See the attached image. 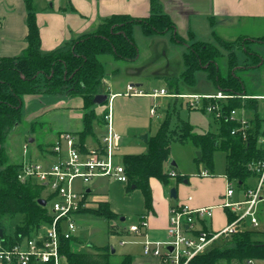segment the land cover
Returning a JSON list of instances; mask_svg holds the SVG:
<instances>
[{"label":"trees","instance_id":"1","mask_svg":"<svg viewBox=\"0 0 264 264\" xmlns=\"http://www.w3.org/2000/svg\"><path fill=\"white\" fill-rule=\"evenodd\" d=\"M25 3L28 10L27 47L17 57L0 58V228L7 245L33 237L42 225L52 220L49 207L39 203L43 198L44 187L36 182L19 180L21 164L12 163L5 149L9 133L23 120V97L38 93L81 97L85 113L84 129L78 133L79 139L83 142L88 136H94L93 121L98 120L96 97L107 93V90H102L106 72L101 57L113 56L117 60L136 61L139 57V47L133 35L136 25L142 27L146 36L172 32L174 42L187 46L183 55L184 69L176 77L177 80L193 87L197 83V74L205 72L217 90L235 95L224 104L226 113L238 107L245 110L249 107L250 98L242 97L245 91L244 82L235 74L237 59L234 52L229 55V73L224 75L217 62L222 56L220 48L209 42L189 43L175 33V24L161 9L159 0H152L151 14L147 17L114 14L103 19L95 31L82 34L73 43L50 52H43L41 49L33 0H25ZM218 40V43L230 46L229 42L220 38ZM246 44L247 40L243 39L241 45L250 52ZM253 59L258 60L254 64L260 62L259 56ZM187 104L189 105L188 102ZM103 115L101 120L104 119ZM212 116L222 123L219 134L194 133L193 126L184 121L179 122L175 128H170L168 116L157 133L148 138L147 153L125 156L123 164L129 177L128 183L142 190L147 208L151 207L152 201L150 178L155 177L165 185L170 182L169 171L165 169V165L169 162L171 143L175 139L186 141L191 138L203 150L200 160H205L210 167L212 154L221 145L227 151L226 176L229 180L236 181L239 187L252 176L253 171L248 164L255 159L264 158V147L256 140L257 133L264 126L261 115L256 112L249 119L252 129L249 130L251 134L246 140L241 134H232V130L238 125L236 121ZM36 123L33 122V130L36 129ZM178 178L182 180L186 176ZM80 213L109 220L116 218L107 202H101L95 208H83ZM252 233L249 229L229 237H221L224 242L218 243L221 239L219 238L207 252L196 256L190 264H221L246 258L264 260V240L254 239ZM79 243L80 239L76 236L62 242L61 251L67 264H133L130 254L117 256L116 251L112 253L110 245L99 247L88 244L94 250L89 252L86 248L79 247Z\"/></svg>","mask_w":264,"mask_h":264},{"label":"rangeland","instance_id":"2","mask_svg":"<svg viewBox=\"0 0 264 264\" xmlns=\"http://www.w3.org/2000/svg\"><path fill=\"white\" fill-rule=\"evenodd\" d=\"M242 40L243 38H239L237 41L229 42L230 46L222 43L218 44L220 51H222V56L217 62L222 74L227 75L229 73L227 54L230 55L233 53L235 47L241 46ZM138 43L140 54L138 59L134 62L117 60L111 56L101 57L107 77L112 82L113 88L111 87V92H113L115 88L121 89L123 87L122 85L125 83L123 81L124 77L131 74L130 71L133 70L136 73L134 75H142V77L146 79L143 80V78H141L140 82L141 87L145 90L150 89V91H152L155 88L160 89L161 87H164L170 93H190L194 91L200 93L209 92L211 94L217 93L216 87L213 86V82L207 78L205 72H200L198 74L197 83L193 87L176 79L181 72L180 70L184 68L183 58L180 55V52L183 50V47L181 46L183 45L179 43L173 45L174 47H172V45H166L167 47L162 50L166 55H161L162 52L159 49L160 47H154L153 55L147 56V43ZM169 55L170 57L173 55V57L170 58ZM257 61V59H254V62ZM115 69H119L120 72L114 71ZM159 73L170 75L164 79L156 76ZM105 89V85L103 84L102 90ZM124 92L112 101L113 126L122 137L121 149L117 152V160L121 163H123L126 155L147 153L149 145L148 142L142 139V136L148 134L149 138L155 135L161 125L168 119V116H170V128H175L179 122L184 121L193 126L194 133L211 132L219 134L222 130V123L215 120L210 113L205 112L201 104L198 106H190L187 104V99L174 96H160L157 98L151 96L130 97ZM38 94L40 95L30 99L27 97V99H23V120L11 130L5 142V149L11 162L14 158H18L21 155L22 144L25 143V141L28 144L29 149L34 153L33 161H37L40 159V150H43L45 147L52 144L56 129L68 125H72V129H76L75 127H80V125H82L79 132L84 129L83 119L81 117L84 113L81 108L82 106L77 108L64 106L70 103L72 100L70 98L72 97L68 98L67 96H56L43 93ZM76 100L79 101L80 98H76L75 102H77ZM61 103H64V105L59 106ZM257 104V107L250 110L249 115H254L258 112L259 115L264 117V98L258 99ZM156 105L158 106L157 111L160 118H152L149 114L150 109ZM54 107L59 108L52 109L40 116L39 120L36 121V129L33 130V122L26 120L28 119V116L30 118V116L36 112H43L47 110V108ZM243 111V108H237L238 115H241ZM70 112H74L73 114L75 116H72ZM101 112L102 109L96 110L98 120L93 121L94 132L98 134L101 133V128L98 127H102L99 126V120H101V116L103 115V112ZM78 115L81 116L79 117ZM77 135L79 139V134ZM30 138H33L34 141L30 142ZM35 155H37L38 158ZM202 156V148L196 145L191 138H188L186 141H181L179 139L173 140L171 143L169 162L165 165V169L169 171L170 182L165 185L159 179H155L156 181L151 183V205L155 200L156 192L157 194H160V191L163 192L166 198L174 203L183 198H188L190 194L195 197L207 198L215 191L217 193L219 191V193H222L225 190V176L228 164L227 151L222 149L221 145L214 150L212 154V167L208 166L205 160H200ZM172 162H174V165H172ZM172 170L177 172V177L171 175ZM204 170L208 172V176L201 175V172ZM179 176H186V179L181 180L178 178ZM184 180H188V183H184ZM95 182L96 181H93L89 185H86L94 187ZM234 186L237 188L236 181L234 182ZM173 188H176L179 194L178 198L170 197V192ZM96 191H98V189ZM43 198L48 200L47 207L52 209L54 200L50 198V194L47 190L43 192ZM90 199V205L92 207H96L98 201L107 199L111 208L117 212L116 218L114 220H109L105 217L95 216L89 213H81L83 215L77 216L76 218L78 228L75 232V236L80 239L78 246L83 249L86 248L89 252H93L94 250L90 249L88 244H93L94 246L99 247L110 245L116 249L117 256H120L127 251L133 253L139 252L141 249L140 246H134L131 243L121 245L120 242L122 240L130 241L131 239L128 235H118L117 231L119 228H122V224H120L118 217H125L123 223L127 226L133 223L138 224L140 216L151 210V208H147L142 190L140 188H132L128 182L124 183L111 178L106 184V194L103 195L102 193L97 194V196L95 195L94 197L90 196ZM220 210L221 209L216 210L213 219L214 226L216 227L223 224ZM208 223L211 225V220H209ZM251 230L254 239L264 240L263 230L255 228H251ZM158 237L162 238V241L167 240L165 233H162ZM222 241L223 238H221L218 243L221 244Z\"/></svg>","mask_w":264,"mask_h":264},{"label":"built area","instance_id":"3","mask_svg":"<svg viewBox=\"0 0 264 264\" xmlns=\"http://www.w3.org/2000/svg\"><path fill=\"white\" fill-rule=\"evenodd\" d=\"M1 24L0 17V26ZM125 94L185 98L190 106L201 104L205 112L218 119L225 117L236 121L238 125L232 130V134H241L245 140L251 134L249 130L252 129V124L245 109L241 115H238L237 109L226 113L224 104L235 95L223 91L202 95L174 94L166 88L148 91L129 83ZM113 97L107 99L105 105V132L100 139L90 144L80 141L72 132L63 131L46 147L42 159L33 161L24 158L18 171V179L22 182H36L44 187V191L49 192L50 198L54 200L50 209L52 220L42 225L33 237L13 245H7L0 237V264H67L61 251L62 242L76 234L77 215L81 209L87 207L91 192L86 184L89 185L102 177L129 182L124 164L117 160L122 137L113 126ZM157 108L156 105L150 109L154 118H160ZM256 140L264 147V126L257 133ZM23 151L24 156H27V143L24 144ZM248 165L253 174L242 187L237 185L235 188L234 181L226 176V189L217 205L196 208L188 203L172 205L169 210L167 240L153 241L147 238V214L140 216L138 224L119 228L118 232L125 230L136 236H146L143 242L144 254L159 257L163 264H190L196 256L207 252L221 237H229L251 228L264 231V158L255 159ZM171 175L176 176V172L171 171ZM201 175L208 176V172L204 170ZM216 208L223 209L227 216L226 224L220 229H214L212 224L208 223L213 219ZM126 243L125 240L120 242L121 245ZM221 264H264V260L246 258Z\"/></svg>","mask_w":264,"mask_h":264},{"label":"crops","instance_id":"4","mask_svg":"<svg viewBox=\"0 0 264 264\" xmlns=\"http://www.w3.org/2000/svg\"><path fill=\"white\" fill-rule=\"evenodd\" d=\"M159 2L163 12L167 13L172 18L175 24L174 32L188 40V42H209L219 47L218 38L226 42H234L239 38L247 40L246 45L250 52L245 50L244 46L242 45L235 47L233 52L237 59L235 74L243 80L245 85V91L242 96H246L245 98H250V101H248L249 107L247 110H245V112L248 118L253 117V115H249L250 110L257 107L258 99L264 98V0H159ZM33 7L36 16V22L40 30L41 49L43 52H50L73 43L82 34L95 31L103 19L114 14H128L134 17L149 16L152 10V0H33ZM0 17L2 19V24L0 26V58L17 57L23 52L28 44V10L25 0H0ZM133 35L137 46L139 45L138 42L147 43V56L153 55L152 53L154 52V47H160L159 49L162 52V50L167 47L166 45H172V47H174L173 45L176 44V42L173 41L172 32H167L162 35L146 36L142 31V27L139 25L134 27ZM181 45H183L181 46L183 47V50L180 52V55L183 58L184 53L187 51V46L185 44ZM162 53L161 55H166L165 53ZM255 56H259L260 58V62L258 64H254L253 57ZM171 57H173V55ZM227 57L229 71L228 54ZM114 71L120 72L119 69H115ZM130 73L131 74H128V76L124 77L123 81L125 83L122 85L123 87L121 89L115 88L113 92H111L112 82L107 77L106 73L104 85L106 88L105 90H107L108 99L111 96H114V101L122 92H124V90L126 91L127 84L129 83H133L141 87V78H143V80L145 78L142 77V75H134L136 73L133 70L130 71ZM169 75L170 74L159 73L156 76L166 79V77ZM148 91H150V89H148ZM216 91L218 92L221 90L216 89ZM183 94L202 95L211 93H200L194 91L190 93L183 92ZM37 95L40 94L25 95L23 99L26 97L30 99ZM78 97L79 96L70 98L72 100L68 105L61 103L59 106L64 105L71 108L82 106L81 108L83 109V99L81 97H79V101L76 100L77 102H75V99ZM106 103L107 101L104 104H98L95 109H102V112L104 113ZM55 108L59 107L47 108V110L43 112H36L32 114L30 118L28 116V119L26 120L30 122L37 121L39 120L40 116ZM70 113L72 116H75L73 114L74 112ZM84 113L82 116H78H81L83 119ZM261 119L264 123L263 116H261ZM99 121L101 124H99V126L102 127H97L101 128V133H95L94 136H88L85 141L89 142L90 144L100 139L102 134L105 132L104 119ZM81 126L82 125H80V127H75L76 129H72V125H68L56 129L53 136V142L60 131L72 132L78 138L77 134L79 133ZM25 143L22 144L21 155L18 158H14L12 163L21 164L24 158L32 160L34 159V153L29 149V147L27 156H24L23 146ZM44 150H46V147L43 150H40V159L43 157ZM35 156L38 158L37 155ZM111 178L112 177H102L95 180L96 182L94 187H90L91 192L88 196L86 208H95L90 205V196L94 197L95 195L97 196V194H106V184ZM155 179L157 178H150V185L153 181H156ZM184 183H188V180H184ZM226 184L227 177L225 176V189ZM97 189L98 191H96ZM160 192V194H157L156 192L155 200L150 207L151 210L147 211L146 213L148 214V220H150L149 227L146 230L147 238L153 241H162V238L158 237L162 233H165L167 239L169 210L172 205L188 203L194 208L200 206H214L219 203L220 198L225 190L222 193H219L220 191L218 193L215 191L207 198H200L198 196L195 197L194 195L190 194L188 198H183L176 203L171 202L165 197L162 191ZM178 196L179 194L177 192L176 198H178ZM101 202H107L110 209L115 214H117V212L111 208V205L107 199L98 201V204ZM217 209L221 208H216L215 212ZM220 211L223 224L219 227L214 226L213 217L211 224L214 229H220L227 222L225 211L223 209ZM83 214L79 213L77 216ZM121 218L119 217V221L120 224H122V228L127 227V225L123 223L124 220H121ZM117 234L121 236L128 235L131 240L127 241V243L141 247L139 252H126L132 256L133 264H163L159 257L144 254L143 242L145 241L146 236L139 237L130 234L125 230L120 232L117 231Z\"/></svg>","mask_w":264,"mask_h":264},{"label":"water","instance_id":"5","mask_svg":"<svg viewBox=\"0 0 264 264\" xmlns=\"http://www.w3.org/2000/svg\"><path fill=\"white\" fill-rule=\"evenodd\" d=\"M108 99V94L107 93H102V94H99L97 97H96V102L98 104H102L103 102H106ZM142 139H144L146 142H148V134H145L142 136ZM30 142H33V138H30L29 139ZM199 157H200V154H199ZM172 164H174V162H172ZM132 188H135V186L133 185ZM90 189H88L89 191ZM170 196L172 198H176L177 197V190L176 188H173L170 192ZM39 203L43 206L47 205V200L45 198H41L39 200ZM121 220H125L124 217L121 218ZM3 236V230L0 228V237ZM112 253H114L116 251V249L112 246Z\"/></svg>","mask_w":264,"mask_h":264}]
</instances>
